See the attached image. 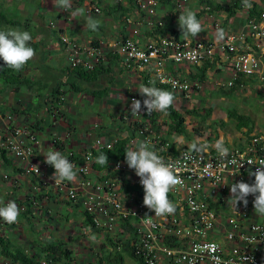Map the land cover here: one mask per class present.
I'll return each instance as SVG.
<instances>
[{"label": "built area", "instance_id": "built-area-1", "mask_svg": "<svg viewBox=\"0 0 264 264\" xmlns=\"http://www.w3.org/2000/svg\"><path fill=\"white\" fill-rule=\"evenodd\" d=\"M187 1L175 0L176 8L181 9ZM137 5L148 15L147 23L151 26L150 18L156 13L157 0H137ZM92 11H99V7L93 5L87 9L88 13ZM212 26L215 34L211 39H179L170 35L157 37L141 46L135 38L126 36L115 40L112 45L123 66L141 71L152 65L156 80L167 85L181 102L202 88V84L199 80L164 72L167 60L198 63L219 54L230 69L229 76L220 85L232 87L243 78L264 82V53L254 51V46L247 40L250 35L258 41L257 46H264V9L258 18L249 19L247 31L230 32L217 19L212 20ZM221 29L224 38L218 39L217 33ZM61 41L68 46L70 70L78 66L92 68L104 59L99 42L81 43L66 36H61ZM244 85L248 83H240L239 88ZM63 97L62 94L60 101ZM130 99L142 100L140 94L131 95ZM60 109L61 106H51V117L60 114ZM145 110L142 107L141 114H133L131 118L121 116L119 124L115 120L102 123L93 118L87 124L83 123L84 126L67 130L61 137L55 136L49 145L41 137L39 116L21 120L17 119L19 116L15 112L5 114L0 127V146L15 157L20 171L14 177L8 173L4 176L13 180L15 185L20 184L22 176H28L25 179L32 184L28 183L31 190L15 201L21 212L30 214L34 203L50 198L79 204L97 232H115L114 235H120L121 239L130 238V247L144 264H243L244 257V264H264V220H258L260 215L255 213L254 197H248L246 207L241 202L238 213L228 201L231 183H254L255 177L249 173L264 160V133L252 134L246 147H229L226 158L220 157L215 147L206 153L191 148L172 152L163 132L155 131L147 116L143 115ZM123 128L128 131L124 132ZM120 137H128L126 145L133 148L150 140L166 159L176 165L183 184L169 193V198L177 205L173 214L157 217L154 211L144 206L140 178L127 166L124 158L108 160L107 167L95 166V151L112 148ZM50 147L84 168L74 181L55 186L52 179L55 169L45 163L44 156ZM185 153L190 155L186 157ZM90 156L93 159H89ZM248 161L252 164L249 165ZM33 166H38L39 172ZM125 219L133 231L131 237L121 224ZM6 223L0 218V224ZM81 227L86 234L92 230L86 225ZM6 262L19 264L11 258ZM76 262L73 264H102L96 256ZM40 264H47V261L42 259Z\"/></svg>", "mask_w": 264, "mask_h": 264}, {"label": "crops", "instance_id": "crops-1", "mask_svg": "<svg viewBox=\"0 0 264 264\" xmlns=\"http://www.w3.org/2000/svg\"><path fill=\"white\" fill-rule=\"evenodd\" d=\"M251 3L252 7L247 8L243 5L242 0H197L195 2L188 0L181 9H178L176 8L175 0H157L156 13L150 18L153 23L150 26L147 23L148 15L139 8L137 0H70V6L67 8L56 6L53 0H0V30L12 27L29 31L33 37L30 46L35 49L34 58L20 71L22 76L33 79L34 82L28 81L26 85L15 84L5 81L0 76V127H2L4 116L7 113L15 112L19 116L17 119L21 120L39 116L38 123L41 129V137L49 145L50 140L55 138V136L61 137L67 130L72 131L73 128H78V124L88 123L93 117L90 119L84 118L82 117L83 115L79 116L76 112L66 115L61 112L63 109H60V114L52 116L55 118L54 120L51 117V110H47V107L56 105L63 108L65 107L64 100L66 97L72 96L73 99L76 96L73 101L76 104L81 102V107L90 103L97 107L94 112H105L100 106L108 105V99H112L109 105L116 103L113 99H116L119 95L127 100V96L126 98L124 96L126 94L124 91L131 88L135 91L139 90L141 84H147L145 82L146 78L156 79L152 65L141 71L123 66L120 56L112 45L115 40L131 36L141 46H144L149 41L161 36L171 35L184 39L186 37L182 35L178 17L185 9L194 10L203 26L201 33L194 38L189 36L187 37L188 39L205 40L213 38L215 34L212 26L213 19L219 20L221 25L230 32L247 31L249 19L258 18L260 11L264 9V0H251ZM93 5L98 6L99 11L88 13L87 9ZM81 9H83L82 13ZM96 14L100 17L94 19ZM15 17L18 19L12 20ZM89 17H93L94 20L100 22L98 30L92 31L88 27ZM49 23L54 26L49 25ZM61 36H66L70 40L81 43L91 44L95 41L100 43L105 54L103 59L105 68L110 69L111 67V70L105 71L104 78L101 77L99 84L82 81V90L78 91H72L70 84H65L70 77L67 59L68 46L61 41ZM247 40L254 46V51L264 53V46H257L258 41L254 37L247 35ZM262 61L264 68V55L262 56ZM2 63L3 60L0 59V66ZM226 63L219 54H215L212 59H206L198 63H175L168 60L164 63V72L170 75L185 76L190 80H199L202 84V88L195 90L191 97H185L182 102L175 97L173 106L183 116L181 121L182 131L170 132L167 123L172 119L168 114L160 112H157L156 123L151 124L155 131L163 132V138L170 142V150L172 152L191 148L193 141L207 143L210 146L208 150H210L214 148L216 141L221 138L225 140L227 147L243 148L249 144L250 136L255 132L249 131L244 126L239 127L236 124L237 120L229 115L232 111H237L239 114L236 108L239 107V104L231 99L239 96L236 95L238 89L220 85L221 81H224L229 76L228 72L230 69L227 68ZM253 80H249L248 83L253 84ZM71 81L76 80L72 78ZM59 86L60 91L64 92L63 101H57L52 104L50 102L51 96L49 95ZM218 87L220 90L218 89L215 97H211L206 92L207 89L213 90V88ZM92 88H107L108 94L106 96L104 94L101 97L94 96L90 93ZM82 91L84 95L80 94ZM213 103L215 105L214 108ZM223 104H227L230 107L228 109L222 108ZM152 116L153 114H151ZM210 117H220L221 120H231L232 122L229 123V126L223 125V127L216 128L211 125ZM106 122L103 121V123ZM47 124L50 126V132L44 131L48 126ZM251 124H254L253 120ZM257 126L258 130H256L257 127L253 128L252 125L250 127L259 133H264V130L260 129L259 125ZM127 131L125 128L124 132ZM44 137H47V139ZM17 166L18 161L15 157L8 153L7 157H4V154L0 151V194L3 193V190L4 192L8 191L3 195L4 198H0L3 204H7L10 200H21V197L26 194L25 182L28 180L25 178L28 176H22L23 178L20 179V184L18 185H15L13 180L3 179L5 173L14 177L20 171ZM45 202L57 208L54 210V214L56 218L58 217V220L68 219L69 215L75 217V215L69 214L68 211L80 208L79 204H76L78 205L77 207L75 203L61 202L53 198ZM61 205H65L66 215L60 213ZM28 214L26 211L21 212L19 221L16 223L0 224V237L5 238V243L11 249L22 247L26 252L38 253L39 247L46 244V242H42L44 238H40L41 235H39L40 240H34L31 243V248H29L28 243L30 242L26 241L28 235L25 233V227L27 226L26 229L31 228V223L34 222V219L30 218ZM49 218L54 220L55 216L51 215ZM81 218L82 215L79 218L80 224H82ZM91 231L94 232V235L99 233L97 230ZM87 235L92 237L91 233ZM33 236L35 238V233ZM45 237V241L50 239L48 235ZM53 241L60 242L64 240L60 238ZM64 243L66 244L65 241ZM109 243L107 240L104 246L101 244V249L96 252L97 254L95 253L98 257H101L102 262L104 264L113 262H115L114 264H130L125 259V256H123L122 260L116 262V256L111 253H115L114 248L109 247ZM3 248L4 243L0 239V264H2L4 259L10 258L3 253ZM89 249L93 250L90 246ZM70 250L72 251V249ZM91 250L89 251L91 252ZM107 251H111V254ZM72 256L74 261H77L73 251ZM160 264L163 263L161 262Z\"/></svg>", "mask_w": 264, "mask_h": 264}, {"label": "clouds", "instance_id": "clouds-1", "mask_svg": "<svg viewBox=\"0 0 264 264\" xmlns=\"http://www.w3.org/2000/svg\"><path fill=\"white\" fill-rule=\"evenodd\" d=\"M242 2L245 7H252L251 0H242ZM53 3L63 8L70 6V0H53ZM80 11L82 13L83 9ZM99 23L98 20L91 17L88 19V27L92 31L98 30ZM178 24L182 35L186 38L189 36L194 38L203 30L197 13L192 9H185L179 14ZM217 38H224L222 29L218 31ZM32 40L33 37L27 30L12 27L0 30V59L3 60L7 68L19 72L34 58L35 49L30 46ZM138 92L144 99L142 103L140 100H132L131 112L134 115L141 114L142 107L146 109L147 114L154 111L167 114L175 100L174 92L157 87L155 80H149L148 84H141ZM209 147L207 143L197 141H193L191 144V150L198 153H206ZM214 147L220 157L226 158L229 155V147L226 146L223 138L217 140ZM189 155V153H185L186 157ZM44 156L45 163L55 169L52 176L55 186H60L65 181H74L78 173L84 170L53 147H50ZM89 159H93V157L90 156ZM125 161L127 166L133 169L140 178V184L144 191V206L150 211H154L157 217L173 214L177 205L169 198V193L177 185L183 184L176 165L166 159L150 140L140 142L134 148H126ZM94 162L107 167L108 157L105 153H100L95 157ZM247 163L250 165L252 161ZM33 168L39 172L38 166H33ZM249 174L255 177L254 183L249 184L243 181L231 183V196L228 201L238 213V205L242 202L246 207L248 197L253 196L256 215L264 216V160H261L256 170ZM20 213L21 209L15 201L10 200L7 204L0 202V218L5 222L9 224L18 222ZM92 239L95 240V237L93 236ZM245 259L244 257L243 264Z\"/></svg>", "mask_w": 264, "mask_h": 264}, {"label": "rangeland", "instance_id": "rangeland-1", "mask_svg": "<svg viewBox=\"0 0 264 264\" xmlns=\"http://www.w3.org/2000/svg\"><path fill=\"white\" fill-rule=\"evenodd\" d=\"M197 0H192V2H195ZM30 4V3H29ZM29 7V6H28ZM16 11V10H15ZM14 11V12H15ZM11 16V15H10ZM100 16L98 14H96L94 16L95 18H99ZM17 17H15V19L12 20H16ZM93 19V17H91ZM18 19V18H17ZM32 82H34L33 79H31ZM1 81L3 82V80L1 79ZM4 83V82H3ZM264 82H260L258 83V81H253L252 83H248V85H244L243 87L239 88L236 91V98H231L234 100V102H236L237 104H239V107H236L237 110L239 111V113L248 115L249 117H251V119L253 120L252 126L253 128H256V130H258V126L260 127V129L264 130ZM26 85V84H23ZM67 86V85H66ZM218 88H213L212 89H207L206 92H208V94L211 95V97H215L217 95V91ZM220 90V89H219ZM45 91V90H44ZM126 94L124 95L125 98L127 96V100H125L122 96H118L116 99H113L116 101V103L109 105L112 101V99H108V105H103L100 106L101 109H104V111L102 112H94L95 108L97 109L96 105H92L90 103H87V105L85 104L83 107L81 102L78 104H76V102L74 103V96L72 99V96L66 97L64 102H65V107H63L61 110V112H63V114L69 115L71 112H76L79 116L83 115L82 117L84 118H88L90 119L91 117L93 118H98L100 119V121L103 123V121H107V123L109 121H114L116 124H119V119L121 118V116H128L129 118H131V115H133V113L131 112V104L129 102H132L130 99V96L133 95H139L140 93H138V90H133V88H131L130 90H126L124 91ZM202 92V91H201ZM81 95L83 94V91L80 93ZM71 95V94H70ZM141 96V95H140ZM209 97V96H208ZM81 98V97H79ZM142 100L144 99V97H142ZM72 99V100H71ZM192 102V99H191ZM233 104V103H232ZM215 107L214 103H213V108ZM230 106L227 104H223L222 108H226L228 109ZM98 108V109H100ZM182 108V107H181ZM66 115H64L66 117ZM96 116V117H95ZM93 118H91L90 120H92ZM211 120V125L215 126L216 128L218 127H223V125L229 126L232 121H226V120H221L220 117H210L209 118ZM87 124V123H85ZM256 124V125H255ZM49 126V124H47ZM81 125H83V123H81ZM80 124H78V127L81 126ZM46 127V130L44 129V131H48L50 132V126ZM84 126V125H83ZM123 126V125H122ZM80 129V128H79ZM254 129H250V131H254L255 133H258V131H256ZM253 132V133H254ZM45 139H47V137H44ZM10 175V174H9ZM3 179L5 180H9V177H3ZM29 180L26 181L25 183V192H27L28 190H31V186L27 188V184H28ZM30 184V183H29ZM32 185V184H30ZM8 192V191H7ZM7 192H4L0 194V198H4L3 195ZM22 198V197H21ZM1 200V199H0ZM61 202H64L65 200H60ZM2 202V200L0 201ZM65 205H61L60 206V213L62 215H66L67 211H65ZM52 206H50V204L46 203V202H39L37 204L34 203V208L32 207V212L30 214H28V216L30 218L34 219V222L31 223V228L26 229V222L24 223L25 227V233L28 235L27 236V240L30 243H28L29 248H31L32 246V242L36 239L40 240V238H44V240L42 242H45V236H49L50 239L52 240H57V239H62L66 242V247L72 249L73 254L75 255V257L77 258V261L79 263L83 262L84 260H86L87 258L93 257L94 255H96L95 253L97 251H99L101 249V244L102 242H107L106 237L104 236L105 234L102 233H98L94 235V232L90 231L89 229V234L91 233V236L95 237V240L92 239V237H89L86 233L82 232V227L80 224V217H81V209L80 208H76V209H70L69 214L75 215V217H72L69 215L68 219H59L58 217L56 218V215L54 214V210H56L57 208H54ZM45 211H47L45 213ZM51 215L55 216L54 220H52L51 218H49ZM25 219V218H24ZM79 219V220H78ZM256 219V218H255ZM58 220V221H57ZM257 220V219H256ZM258 220H264V216L260 217ZM59 222V224H58ZM29 224V222H28ZM27 224V225H28ZM30 225V224H29ZM35 233V238L33 236V234ZM115 232L110 233L111 235H114ZM101 234V235H100ZM39 235H41V237L39 238ZM58 242V241H57ZM35 243V242H34ZM92 247L93 250L89 249ZM94 246V247H93ZM109 247L114 248V246H112L110 243L108 245ZM91 250V252L89 251ZM94 253V254H93ZM123 256H125V259L127 260V262H129L130 264H137L136 261L128 256V254L126 252L123 251ZM2 264H8L6 262V260L4 259Z\"/></svg>", "mask_w": 264, "mask_h": 264}, {"label": "trees", "instance_id": "trees-1", "mask_svg": "<svg viewBox=\"0 0 264 264\" xmlns=\"http://www.w3.org/2000/svg\"><path fill=\"white\" fill-rule=\"evenodd\" d=\"M94 43H96V41ZM107 70L110 71L111 67H110V69L105 68V64L103 61L96 63L92 68H84L82 66H78L73 70H70L68 68L70 77H69L68 82H65V84H70V86L72 87L71 88L72 91L82 90V86H81L82 81H87L89 83L95 82V83L99 84L101 77L104 78V73H105V71L107 72ZM0 76L5 81H10L11 83H15V84H27L28 81L32 82L31 79H28L27 77L22 76V73L20 71L16 72L12 69L7 68L6 65L4 64V62L0 66ZM72 78L75 79L76 81H71ZM149 80H154V79L146 78L145 82L148 84ZM249 80L250 79H248V78H243L241 80H238V81H236V83L232 87H236L237 89H239L240 83L247 84L249 82ZM155 81H156L157 87L169 90L167 85L158 82L156 79H155ZM90 91H91L90 93L92 95H94V96L97 95L98 97H101L104 94L106 96L108 94L107 88H102V89H93L92 88V89H90ZM61 94H64V92L60 91V86H59L56 89H54L52 93H50V95H49V96H51L50 102L52 104L53 103L55 104L57 101H60ZM47 110L50 111L51 106L47 107ZM151 114H153L152 117H151ZM151 114H147L146 110H145L143 115L147 116V117L150 116L149 119H147V120H149L151 124H155L156 123V116L158 113L152 112ZM167 114L172 119L169 123H167L169 131L170 132L182 131V129H183L182 124H181V121L183 119L182 114L177 109H175L173 105L168 109ZM229 115H230V117H233V119L237 120L236 124L239 127H242V126L247 127L248 130L250 131V129H251L250 126L252 125L251 124L252 119L248 115L240 114V113L238 114L237 111H232L229 113ZM133 131H135V128H133ZM250 138H251V136H250ZM127 139H128V137H120L115 142V144L113 145L112 148H105V149L97 150V151H95V155L98 156L100 153H105L108 157V160L115 159V158H124L125 159V150H126V148H128L126 145ZM0 151L4 154V157H7L6 149H4L0 146ZM95 166L98 168L106 167V166H101L97 163H95ZM76 206L78 207V205H76ZM80 213L82 215L81 226L86 225V226H89L92 230H97L94 227V225L91 224V219L86 214V212L81 210ZM121 224H122V226H124L125 228L128 229L129 236L131 237V234H133V231L130 228L128 220L122 221ZM118 233L120 234V232H118ZM104 236L106 237V240H108L111 243V245L114 246L115 253H113L111 251H107V252L109 254L112 253L113 255L116 256L115 257L116 262H119L120 260H122V258H123L122 252L125 251L128 254V256L132 257L137 262V264H144L142 259L140 257H138L137 255H135L132 247H130V245H129L130 238L129 239H127V238L121 239L120 235H110L108 233H105ZM0 239L4 243L3 253L6 254L8 257H10L13 261L18 262L19 264H40V260H42V259H45L47 261V264H56V263L70 264L71 262H72L71 264H73V262H76L73 259L72 251L65 246L66 244L64 243V241L55 242L52 239L46 240L45 241L46 244L39 247L38 253H33V252H26V250L23 249L22 247H16V249H11L9 247V245H7L5 243L6 241H5L4 237H0ZM104 244H105V242L102 243V246H104ZM117 246H119V247H117ZM42 255H44V256H42ZM96 258L98 259V261H100L102 264H104L101 260V257H98V255H96ZM114 263L115 262L107 263V264H114Z\"/></svg>", "mask_w": 264, "mask_h": 264}]
</instances>
